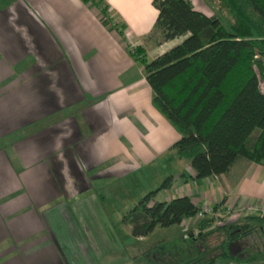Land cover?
Returning a JSON list of instances; mask_svg holds the SVG:
<instances>
[{"label": "crops", "instance_id": "obj_1", "mask_svg": "<svg viewBox=\"0 0 264 264\" xmlns=\"http://www.w3.org/2000/svg\"><path fill=\"white\" fill-rule=\"evenodd\" d=\"M8 1L0 2V264H85L80 247L92 245L63 227L68 210L55 201L150 165L180 137L129 53L158 11L153 0H104L127 26L121 37L90 2ZM183 38L143 45L148 60ZM170 160L184 168L158 192L162 201L222 202L235 219L264 204L260 164L240 160L226 174L195 179L190 163Z\"/></svg>", "mask_w": 264, "mask_h": 264}, {"label": "trees", "instance_id": "obj_2", "mask_svg": "<svg viewBox=\"0 0 264 264\" xmlns=\"http://www.w3.org/2000/svg\"><path fill=\"white\" fill-rule=\"evenodd\" d=\"M82 1L97 7L124 36L126 24L104 0ZM208 2L213 15L194 9L189 0H153L158 15L146 39L156 45L183 40L151 60L142 45H128L143 66L152 105L180 135L169 150L190 161L195 179L226 174L240 160L264 166V91L259 79L264 77V0ZM171 181L172 176L124 216L132 237H145L158 226L179 225L196 215L200 207L188 196L155 200ZM197 224L198 232L155 245L159 258L151 264L264 262V244L247 257L230 251L233 242L264 225L263 217L245 215L213 227L211 219L204 218ZM212 234L220 237L215 245L209 240Z\"/></svg>", "mask_w": 264, "mask_h": 264}, {"label": "rangeland", "instance_id": "obj_3", "mask_svg": "<svg viewBox=\"0 0 264 264\" xmlns=\"http://www.w3.org/2000/svg\"><path fill=\"white\" fill-rule=\"evenodd\" d=\"M189 1L194 9L207 15L214 14V9L208 0ZM142 41L137 45H145L151 49L156 45L147 39H142ZM259 79L260 88L264 91V77L259 75ZM172 156H175V152L168 150L163 157L156 159L150 165L139 167L118 178L103 177L87 182L85 187L89 189L84 194L78 193L75 196H64L63 198L59 196L55 201L57 205L55 207L64 205L68 210L69 219H65L67 221L63 227L67 226L68 230L71 228L74 238L82 239L92 245V247L85 245L80 247L88 254L85 256V264H151L159 256L154 250L155 245L163 241H172L188 231L198 232V224L192 226L193 220L188 219L187 222L183 221L179 225L158 226L147 236L134 238L130 234V226L123 222L124 216L139 200L162 185L168 177L180 173L184 168L177 162H171L170 157ZM184 161L190 163L187 159ZM163 199L161 194H156L155 200L162 201ZM53 204L48 206H53ZM243 217L235 219L232 216L228 221L238 222ZM205 219H211L212 227L221 223L218 219L210 217ZM209 240L215 245L220 237L212 234ZM95 241H98L100 245H95ZM263 244L264 225L258 227L252 234L233 242L230 245V251L236 257H247L255 250L256 245L263 246ZM218 264L244 263L228 261L218 262ZM253 264H264V262Z\"/></svg>", "mask_w": 264, "mask_h": 264}, {"label": "built area", "instance_id": "obj_4", "mask_svg": "<svg viewBox=\"0 0 264 264\" xmlns=\"http://www.w3.org/2000/svg\"><path fill=\"white\" fill-rule=\"evenodd\" d=\"M244 211L245 215H258L264 218V204L253 203L248 205ZM232 216V209H230L228 206L219 205L217 208H215L214 206L205 205L200 207L196 215L192 218H189V220H193L194 223H198L202 219L210 217L212 219H218L220 222H228V219H230Z\"/></svg>", "mask_w": 264, "mask_h": 264}, {"label": "water", "instance_id": "obj_5", "mask_svg": "<svg viewBox=\"0 0 264 264\" xmlns=\"http://www.w3.org/2000/svg\"><path fill=\"white\" fill-rule=\"evenodd\" d=\"M236 231H239V230H236Z\"/></svg>", "mask_w": 264, "mask_h": 264}]
</instances>
